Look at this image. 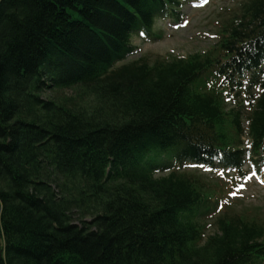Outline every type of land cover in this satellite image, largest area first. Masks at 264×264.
Masks as SVG:
<instances>
[{
	"label": "trees",
	"instance_id": "1",
	"mask_svg": "<svg viewBox=\"0 0 264 264\" xmlns=\"http://www.w3.org/2000/svg\"><path fill=\"white\" fill-rule=\"evenodd\" d=\"M181 1L0 0V264H264L255 215L203 239L221 191L181 171L264 167V0L209 52L124 62Z\"/></svg>",
	"mask_w": 264,
	"mask_h": 264
},
{
	"label": "rangeland",
	"instance_id": "2",
	"mask_svg": "<svg viewBox=\"0 0 264 264\" xmlns=\"http://www.w3.org/2000/svg\"><path fill=\"white\" fill-rule=\"evenodd\" d=\"M243 0H187L178 9L182 16L180 22L170 19L157 20L153 31L157 37L132 36L131 43L135 51L128 55L124 62L146 56L152 62L156 58L171 59L186 57L193 53L209 52L221 37L222 25L238 10ZM69 92L55 93L47 91L44 96L53 98L56 95ZM238 101V100H237ZM231 100L228 107H232ZM244 113L247 114L248 104L243 101ZM246 121L243 127L246 129ZM244 143L249 139L242 136ZM187 173H197L211 188L220 190V195L214 209L199 212L195 220L204 228V237L216 231V219L224 212H240L247 216L255 215L264 224V173L258 175L247 161L242 168L243 175L218 167L194 165L182 168ZM168 171L159 173L165 174Z\"/></svg>",
	"mask_w": 264,
	"mask_h": 264
}]
</instances>
